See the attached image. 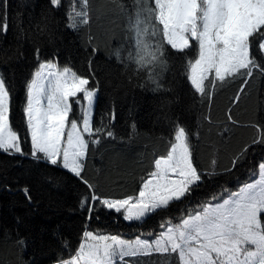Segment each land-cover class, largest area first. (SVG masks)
<instances>
[{
	"label": "snow or ice",
	"instance_id": "1",
	"mask_svg": "<svg viewBox=\"0 0 264 264\" xmlns=\"http://www.w3.org/2000/svg\"><path fill=\"white\" fill-rule=\"evenodd\" d=\"M63 0H50L60 7ZM113 11L125 17V40L112 55L140 78L139 87L150 86L153 92H168L163 83L169 71L173 50L184 58L185 76L201 104L211 106L220 89L239 80L241 86L233 98L255 79H264V0H109ZM94 0H68L67 26L74 31L88 30L86 43L97 51L90 25L94 19ZM7 7L3 0L0 9ZM9 23L0 15V33H7ZM39 60V49L36 50ZM88 73H78L56 59L40 61L25 83L23 113L31 151L22 147V135L14 127L13 89L0 73V152L30 155L61 167L79 178L88 189L80 200L88 219L101 208L121 213L128 221H143L164 211L174 202H183L199 189L205 177L218 175L213 150L207 169L200 165L199 150L192 131L178 121H170V139L164 140V154L152 160V170L140 177L136 194L110 198L97 192V185L85 178L90 145L102 138L115 139L111 122L94 125V105L99 81L93 71L91 56ZM74 105L76 106L74 110ZM211 123V117L204 116ZM228 120L236 125L229 109ZM255 129L250 143L244 144L224 169L231 172L249 156V148L264 146V122L246 125ZM130 139L138 136L135 123ZM230 128H225V133ZM249 178L235 190L221 188L190 210L160 224L152 239L138 235L125 239L120 235L85 230L74 252L58 264H145L142 257L159 256L156 264H166L175 257L176 264H264V157L249 170ZM31 201L29 188L22 189ZM5 233L4 239H10ZM26 247L24 238L13 241ZM67 247V245H66Z\"/></svg>",
	"mask_w": 264,
	"mask_h": 264
},
{
	"label": "trees",
	"instance_id": "2",
	"mask_svg": "<svg viewBox=\"0 0 264 264\" xmlns=\"http://www.w3.org/2000/svg\"><path fill=\"white\" fill-rule=\"evenodd\" d=\"M3 0H0V4ZM126 5L130 0H124ZM68 0L53 7L50 0H7L0 9L6 16L9 29L0 33V73L11 82L13 89L14 127L22 135V147L31 151L23 107L25 83L40 61L56 59L78 73H88L87 60L91 56L93 71L99 81L93 123L108 124L114 111L111 130L115 139L102 138L99 145H90L85 178L97 185L98 194L123 198L136 194L140 177L152 170L154 152L164 154L167 145L159 139L169 136L171 123L178 121L192 131L199 132L193 143L199 150L200 165L207 169L213 150L218 149V175L205 177L201 187L183 202H174L167 210L151 214L143 221L128 222L121 213L101 208L88 219L80 200L88 189L67 170L34 160L30 155H8L0 152V264H58L69 258L81 242L85 230L134 238L159 232L166 219L179 218L186 210L211 196L221 188L235 190L249 178V170L264 157V146L249 148V156L231 172L224 169L231 157L246 143H250L255 129L248 127L264 122V79H253L234 102L241 86L239 80L216 92L208 106L201 104L186 79L181 54L172 52L169 71L163 83L168 92H153L150 86L139 87L140 78L112 55L125 40V17L113 11L109 0H94V19L90 33L97 51L86 43L88 30L74 31L67 26ZM39 49V60L36 50ZM75 106V105H74ZM229 109L238 124L228 120ZM211 117V123L204 116ZM135 123L139 135L130 139V126ZM230 132L221 135L225 128ZM29 188L31 201L23 188ZM5 233L10 239H4ZM24 238L26 247L13 241ZM67 245V247H66ZM145 264H156L159 256L138 258ZM166 264H176L175 257Z\"/></svg>",
	"mask_w": 264,
	"mask_h": 264
},
{
	"label": "rangeland",
	"instance_id": "3",
	"mask_svg": "<svg viewBox=\"0 0 264 264\" xmlns=\"http://www.w3.org/2000/svg\"><path fill=\"white\" fill-rule=\"evenodd\" d=\"M95 106V105H94ZM76 106H74V110H75ZM128 221V220H127ZM134 221V220H133ZM128 222H131V221H128ZM135 238V237H134ZM146 238L148 239H152L153 237L152 236H146Z\"/></svg>",
	"mask_w": 264,
	"mask_h": 264
},
{
	"label": "crops",
	"instance_id": "4",
	"mask_svg": "<svg viewBox=\"0 0 264 264\" xmlns=\"http://www.w3.org/2000/svg\"><path fill=\"white\" fill-rule=\"evenodd\" d=\"M122 238H125V239H133V238H129V237H127V236H122ZM142 238H146V236H145V237L142 236Z\"/></svg>",
	"mask_w": 264,
	"mask_h": 264
}]
</instances>
